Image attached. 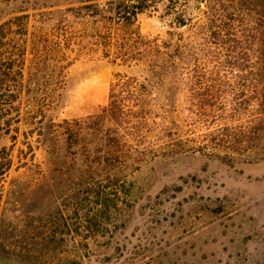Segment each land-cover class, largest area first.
<instances>
[{
    "label": "trees",
    "instance_id": "obj_1",
    "mask_svg": "<svg viewBox=\"0 0 264 264\" xmlns=\"http://www.w3.org/2000/svg\"><path fill=\"white\" fill-rule=\"evenodd\" d=\"M159 7L166 34H144L138 15ZM14 32L19 42L9 40ZM81 57L137 70L115 75L97 114L57 124L74 161L65 171L77 181L70 195L95 197L96 214L130 196L133 174L151 162L264 158V1L81 0L8 19L0 24V131L23 103L43 117L39 106L51 91L59 96Z\"/></svg>",
    "mask_w": 264,
    "mask_h": 264
},
{
    "label": "rangeland",
    "instance_id": "obj_2",
    "mask_svg": "<svg viewBox=\"0 0 264 264\" xmlns=\"http://www.w3.org/2000/svg\"><path fill=\"white\" fill-rule=\"evenodd\" d=\"M80 1H2L0 24ZM161 8L138 15L144 34H166ZM9 40L19 42V33ZM118 72L137 70L81 57L66 69L59 96L51 91L39 106L43 117L23 103L0 131V264H264V158L229 165L188 154L148 163L133 174L130 196L111 201L116 207L104 215L95 197L70 195L77 181L65 171L74 161L57 124L97 114Z\"/></svg>",
    "mask_w": 264,
    "mask_h": 264
}]
</instances>
